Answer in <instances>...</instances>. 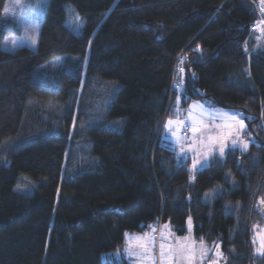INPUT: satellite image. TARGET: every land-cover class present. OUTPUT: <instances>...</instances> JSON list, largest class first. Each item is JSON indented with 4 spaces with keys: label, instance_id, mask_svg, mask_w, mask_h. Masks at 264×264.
<instances>
[{
    "label": "trees",
    "instance_id": "trees-1",
    "mask_svg": "<svg viewBox=\"0 0 264 264\" xmlns=\"http://www.w3.org/2000/svg\"><path fill=\"white\" fill-rule=\"evenodd\" d=\"M252 1L49 0L37 49L9 51L17 32L0 0V264H104L125 233L169 221L184 235L190 217L223 264H264V38ZM61 56L77 58L57 85L35 83ZM204 98L245 111L257 139L192 181L162 130L177 105ZM218 184L224 194L203 202Z\"/></svg>",
    "mask_w": 264,
    "mask_h": 264
},
{
    "label": "rangeland",
    "instance_id": "rangeland-1",
    "mask_svg": "<svg viewBox=\"0 0 264 264\" xmlns=\"http://www.w3.org/2000/svg\"><path fill=\"white\" fill-rule=\"evenodd\" d=\"M48 3L49 0H7L2 18L12 21L17 33L7 36L2 43V48L9 51L22 46L37 49L38 34ZM76 15L77 13L69 8L66 24L73 32L80 33L83 24L80 18L81 24L78 26L74 19ZM13 41L15 43H12ZM68 58L75 60L77 57L61 56L43 63L39 67L40 72L34 75V82L47 79L52 82L53 86H56L58 80H55L54 75L60 72V76L62 72L70 70L68 66L65 67ZM84 62L86 71L87 58ZM111 95L108 93L107 97ZM49 119L51 118L47 117L45 121ZM101 121L103 120L96 122ZM169 121L172 123L169 124ZM241 122L243 127H241ZM256 139V134L249 126L245 111L226 109L205 98L193 99L185 107L177 105L174 116L165 120L162 130V140L171 143L173 150L181 160L189 161L192 181L196 178L198 171L209 167L214 157L224 161L228 151L248 152ZM244 144H247L246 150L243 148ZM221 148H223L222 155ZM194 163L195 167H193ZM225 180L231 187L236 184L230 173H226ZM225 191V185L218 184L205 192L202 200L210 204ZM232 206H234L232 203H227L228 211ZM134 237L154 240L155 246L154 248L149 246L146 250L138 246ZM161 245L164 246L163 250ZM222 256L219 242L196 239L193 220L190 217L184 235L177 234L169 221L163 222L160 228H158V222H152L141 232H127L122 249L103 253L101 261L104 264H127L126 262L129 264H223Z\"/></svg>",
    "mask_w": 264,
    "mask_h": 264
},
{
    "label": "snow or ice",
    "instance_id": "snow-or-ice-1",
    "mask_svg": "<svg viewBox=\"0 0 264 264\" xmlns=\"http://www.w3.org/2000/svg\"><path fill=\"white\" fill-rule=\"evenodd\" d=\"M262 2H264V0H262ZM75 21L77 22L78 26H80L81 22H80V17L78 15H76L74 17ZM12 43H15L14 41ZM182 71V69H181ZM169 124L172 123V121L168 122ZM241 127H243V123L241 122ZM193 131H197V129H193ZM243 148L246 150L247 149V144L243 145ZM221 155L223 154V148L220 149ZM195 163L193 164V167H195ZM261 203H264V201H261ZM134 240H136L138 242V246L139 247H143L147 250V248L149 246L153 247L155 246V242L154 240H147L145 237H134ZM260 245L261 247L258 249V251H264V236L260 237ZM164 246L161 245V249L163 250Z\"/></svg>",
    "mask_w": 264,
    "mask_h": 264
},
{
    "label": "built area",
    "instance_id": "built-area-1",
    "mask_svg": "<svg viewBox=\"0 0 264 264\" xmlns=\"http://www.w3.org/2000/svg\"><path fill=\"white\" fill-rule=\"evenodd\" d=\"M252 2L259 19L258 22L251 27V30L258 32L264 38V2H262V0H253Z\"/></svg>",
    "mask_w": 264,
    "mask_h": 264
},
{
    "label": "water",
    "instance_id": "water-1",
    "mask_svg": "<svg viewBox=\"0 0 264 264\" xmlns=\"http://www.w3.org/2000/svg\"><path fill=\"white\" fill-rule=\"evenodd\" d=\"M262 213L264 214V204L262 205Z\"/></svg>",
    "mask_w": 264,
    "mask_h": 264
}]
</instances>
